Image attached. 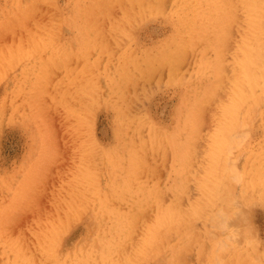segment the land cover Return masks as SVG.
Instances as JSON below:
<instances>
[{"label": "rangeland", "instance_id": "374dc122", "mask_svg": "<svg viewBox=\"0 0 264 264\" xmlns=\"http://www.w3.org/2000/svg\"><path fill=\"white\" fill-rule=\"evenodd\" d=\"M141 1L0 0V264H264L242 6Z\"/></svg>", "mask_w": 264, "mask_h": 264}, {"label": "bare ground", "instance_id": "6f19581e", "mask_svg": "<svg viewBox=\"0 0 264 264\" xmlns=\"http://www.w3.org/2000/svg\"><path fill=\"white\" fill-rule=\"evenodd\" d=\"M237 3L241 4L245 16L243 19L245 18L246 20V26L244 31L242 29L235 48L241 52L237 57V63L242 69V74L234 76L231 80L233 83L229 86L228 91L233 99L236 97L243 104L247 105L249 104L248 100H263L262 96H264V41L262 39L264 37V27L261 25V20L264 18V0H237ZM195 20H198V18L196 17ZM228 79L229 77L226 80ZM223 123L224 120L220 122V125H223ZM208 160H211V157ZM161 213H163L161 217L166 220L167 215H164V212ZM207 219L208 221H212L210 216Z\"/></svg>", "mask_w": 264, "mask_h": 264}]
</instances>
